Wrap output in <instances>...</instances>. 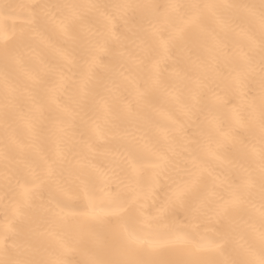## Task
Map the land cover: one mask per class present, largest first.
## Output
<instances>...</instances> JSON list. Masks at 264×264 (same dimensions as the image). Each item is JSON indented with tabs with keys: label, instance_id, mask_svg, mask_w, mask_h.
<instances>
[{
	"label": "bare ground",
	"instance_id": "bare-ground-1",
	"mask_svg": "<svg viewBox=\"0 0 264 264\" xmlns=\"http://www.w3.org/2000/svg\"><path fill=\"white\" fill-rule=\"evenodd\" d=\"M126 4L138 7H116ZM173 4L220 7L188 24L189 10ZM261 4L0 0V261L258 255L264 51L250 37L259 38ZM237 188L245 194L232 204ZM125 229L154 247L127 248Z\"/></svg>",
	"mask_w": 264,
	"mask_h": 264
},
{
	"label": "snow or ice",
	"instance_id": "snow-or-ice-1",
	"mask_svg": "<svg viewBox=\"0 0 264 264\" xmlns=\"http://www.w3.org/2000/svg\"><path fill=\"white\" fill-rule=\"evenodd\" d=\"M10 5H3V8L6 10ZM63 7L72 9L76 6L73 5H64ZM89 7H95L94 5ZM116 7L120 8H126L130 9L133 7H138L134 5H117ZM173 10H175L178 14L180 13V10L182 8H186L189 11L185 13L187 15L188 19L186 20V23L188 24H195L199 17L202 9H207L209 11H212L220 6L218 5H212V4H193V5H179V4H173L169 6ZM247 14L250 16H257V10L256 6H246ZM259 23H260V34L258 40L255 38H251L252 44L259 45L262 51H264V0H262V4L259 9L258 13ZM182 32V29H177L175 32V37L179 38L180 33ZM261 72L264 73V63L261 65ZM260 132H261V147L259 150V159H260V187H261V195L264 197V110H262L261 113V120H260ZM255 151V149H253ZM167 162V157L161 155L159 157V166H163ZM192 166L194 169H197L199 167L198 160L194 157L192 160ZM198 172H194L193 176H197ZM190 183H194V180ZM253 183L252 177L249 176L248 179L245 181L246 186H251ZM190 184H185L183 186H179L173 193V197L176 199H180L184 196V194L189 190ZM244 191H242L240 188H237L233 191V199L231 201L232 204H237L241 201L242 197L244 196ZM198 207L193 208V212L198 211ZM228 212V204L221 205L218 214L219 215H226ZM125 240H126V247L132 250L140 251L145 248L147 245L149 248L154 247V245L151 244V242L142 239L136 231H130L128 229H125ZM260 240H261V250L259 254L257 255L256 251L252 248L245 249L242 253L244 256V259L239 261H226L225 264H264V232L260 234ZM229 243V238L227 234H225L222 238L220 243L214 245V248L218 252H223V249L227 247ZM0 264H4V262L0 261ZM11 264H22L20 261H13ZM51 264H62L59 260H54L51 262ZM88 264H156L155 261L151 260H141V261H121L116 259H91Z\"/></svg>",
	"mask_w": 264,
	"mask_h": 264
}]
</instances>
